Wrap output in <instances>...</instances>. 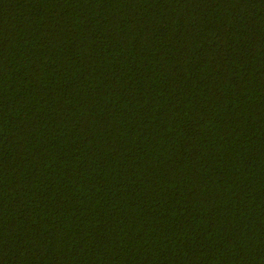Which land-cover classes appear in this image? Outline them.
<instances>
[{"label":"trees","instance_id":"trees-1","mask_svg":"<svg viewBox=\"0 0 264 264\" xmlns=\"http://www.w3.org/2000/svg\"><path fill=\"white\" fill-rule=\"evenodd\" d=\"M0 264H264V0H0Z\"/></svg>","mask_w":264,"mask_h":264}]
</instances>
